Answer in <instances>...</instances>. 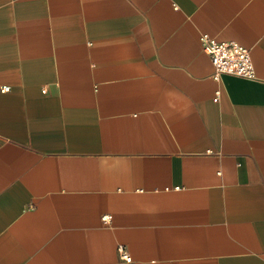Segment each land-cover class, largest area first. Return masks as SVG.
I'll return each mask as SVG.
<instances>
[{
    "label": "crops",
    "instance_id": "obj_1",
    "mask_svg": "<svg viewBox=\"0 0 264 264\" xmlns=\"http://www.w3.org/2000/svg\"><path fill=\"white\" fill-rule=\"evenodd\" d=\"M0 264H264V0H0Z\"/></svg>",
    "mask_w": 264,
    "mask_h": 264
},
{
    "label": "built area",
    "instance_id": "obj_2",
    "mask_svg": "<svg viewBox=\"0 0 264 264\" xmlns=\"http://www.w3.org/2000/svg\"><path fill=\"white\" fill-rule=\"evenodd\" d=\"M203 50L210 56L214 65L213 77L221 81L223 75H234L244 78H255V69L250 49L236 41H218L216 38L203 33L201 35ZM9 86L2 87V91H8ZM47 91L46 87L43 90ZM220 97V90L217 91L215 101ZM111 215H105L103 221L109 223ZM121 259L127 263L132 262V257L124 246L119 248Z\"/></svg>",
    "mask_w": 264,
    "mask_h": 264
}]
</instances>
